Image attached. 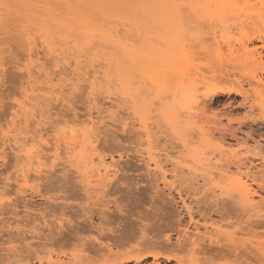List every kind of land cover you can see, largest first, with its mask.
Here are the masks:
<instances>
[{
    "label": "rangeland",
    "instance_id": "374dc122",
    "mask_svg": "<svg viewBox=\"0 0 264 264\" xmlns=\"http://www.w3.org/2000/svg\"><path fill=\"white\" fill-rule=\"evenodd\" d=\"M84 1L0 0V258L2 259L0 264H47L49 258L46 257L50 256L54 263L51 262L55 264L58 258L65 259L63 262H66L69 257L77 253L83 255L84 261L89 258L83 264H101L107 256H104L106 251L97 255L90 248L81 247L87 245L93 236L97 235V231L92 230L87 222L85 223L84 219L87 221V218L83 215V219L81 214L83 208L101 209L103 205L108 204L110 217H106L107 221L112 223L109 225L115 232L119 231L116 234L114 232L115 236L118 233L125 237L133 228L136 230L133 229L132 232L138 233L143 226L141 223L153 225V228L160 226L161 230L159 231V227L157 234L163 236L167 235L170 190L179 201L177 206L179 209L183 206L176 193L179 187L196 189L192 190L191 195L184 194L187 203L195 208H197L194 202L196 198L208 204L222 202L221 205L226 200L240 201V198H237L239 195L236 188L240 185L239 177L242 172L250 174L249 182L259 193L253 197L254 201L264 200V91L262 94L258 93L262 85L253 79L254 74L264 79V72L260 69L259 61H251L250 56L240 50L233 52L229 50L230 44L238 47L240 40L247 38L249 34L264 31V0H214V3L206 8L201 7L202 2L206 0H197L198 2L178 0L184 11L181 8L177 11L181 16L189 18L190 22L186 24L190 28L186 27L188 31L184 29L186 33L183 32L182 41L185 42H176L167 36L171 41L159 39L164 43L149 42L148 39V42H145L146 38L142 39L145 41L138 42V37H142L141 29L146 28L145 23H149L151 19L150 27L154 24L149 11L147 8L144 9L149 0H116L118 4L113 0L115 5L112 0ZM104 1L107 3L104 4ZM193 2L198 3V6ZM137 3L139 7L136 6ZM101 4H104L105 9ZM75 5L79 7L76 9ZM142 5L145 13L139 11ZM130 6L131 9L128 8ZM120 7H127L122 9L124 13H121ZM128 10H133L135 14ZM71 11H73L72 15ZM122 14L126 17L124 18ZM180 15L178 14L179 17ZM142 16L148 20L145 21ZM238 16L242 19L238 20L236 18ZM187 18L184 20L188 21ZM103 19L106 22H103ZM140 23H144L145 28L144 24L141 28L138 27ZM109 29V35L115 33L113 37L118 39L121 36L123 38L119 39L123 41L112 43L113 46L108 44L111 42L106 40L108 39L106 31ZM66 30L70 32L69 35ZM71 31L75 34L79 33L78 36L81 37L71 34ZM93 40L95 43H92ZM210 42L214 47L208 49V43L212 45ZM216 43L223 48H218ZM182 44L186 49L181 46ZM261 44L260 41H253L248 47L252 49ZM176 49L181 50H178L180 53ZM184 49L188 51L187 54ZM109 54L113 56L110 61ZM171 58L176 62L172 63ZM262 59L264 61V57ZM117 60L119 62H115ZM177 60L183 64L179 62V65ZM112 63H115V67ZM171 63L177 64L172 66ZM144 65L147 66V70ZM170 65L171 68H177L174 74H177V71L182 73V69L183 72L185 71L183 74L188 72L189 76L183 75L185 83L177 79L179 83H184V88L178 84H169L172 81L170 79L166 80V84L163 81L161 83L163 78L155 80L154 72L167 74L169 73L167 69L171 70ZM209 65H215L216 68L227 72L225 78L221 79L225 81L220 83L218 81L217 86L221 88L226 86L225 89L241 86L244 91L248 90V93L245 96L221 93L211 98L209 92L211 88L217 86L212 87L209 84L211 83L209 76L211 77L214 72L211 67L208 68ZM178 66L182 69L178 70ZM115 73H121L122 76ZM168 76L169 74L162 77L167 79ZM157 77L161 76L157 75ZM126 79H129V82ZM158 80L164 85L162 88ZM179 87L183 90H179ZM173 94L175 98L177 97L176 100L171 98ZM164 97L167 98V102L166 100L162 102L165 108L161 103ZM246 97L247 100L244 101ZM169 99L170 102L171 99L174 101L172 103L174 110L179 104L180 111L179 109L177 111L181 116L177 115L176 119L182 120L181 125L172 123L175 120H170L175 112L170 109L173 113L171 115L166 107ZM135 104L139 105L138 108ZM160 104L167 115L164 110L162 113L158 112L160 109L157 111ZM190 107L193 109H188ZM70 134H78V139H83L86 147L89 146L88 139L94 138L93 141L98 148L95 154H92V148H89V155L94 157L95 165L100 160L99 155L104 156L106 164L111 165L109 166V170H112L109 173L111 178L104 177L103 167L90 169L96 173L87 175L83 170L70 165V161L74 160L71 154L75 155L85 145L84 143L76 147L75 152L71 151V147L67 148L71 145L67 142L70 139L64 137ZM28 155L32 156V160ZM74 162L77 164V161ZM97 169L100 171L99 175ZM114 171L119 174L113 178ZM23 173H27L25 174L27 182L22 179ZM252 178L255 180L253 181ZM234 190L236 195L233 193ZM56 203L60 204L59 206H66L67 209L65 207L59 209ZM118 209H122V212ZM149 213L151 216L148 215ZM182 213L184 215V209ZM80 214L82 218L78 216ZM106 218L104 220L99 216H92L96 226L99 223H108L105 222ZM195 218L204 222L199 215ZM61 219L64 226L58 230L59 233L63 232L61 234L62 237L64 236L63 239L59 238L57 233ZM185 219L189 220L188 215ZM217 219L220 220V216L213 213L212 219L208 220L216 222ZM82 223L91 229L85 231L84 228L87 227L81 228L82 226L79 225ZM78 225L79 230H77ZM34 227L37 228L36 231L30 233V230H35ZM227 228L232 230L235 226ZM20 231L24 235H21ZM199 231L206 235L216 232L213 227L208 229L200 227ZM37 232L40 234L38 235ZM129 233L131 234L130 231ZM153 234L154 232L151 235ZM56 236L60 239L58 242L57 238H54ZM22 237H26V241H23ZM67 240L70 242L68 243ZM26 242L31 244L30 247ZM81 242L82 244L79 245ZM134 245L135 242L128 243L122 248L119 246L117 251L126 253ZM12 247L18 250L14 255L12 250H8ZM82 248L85 250L82 251ZM154 249L163 252L161 249ZM32 250L38 251L42 260L35 258ZM28 251L30 253H27ZM152 261L153 258H150L143 264Z\"/></svg>",
    "mask_w": 264,
    "mask_h": 264
},
{
    "label": "bare ground",
    "instance_id": "6f19581e",
    "mask_svg": "<svg viewBox=\"0 0 264 264\" xmlns=\"http://www.w3.org/2000/svg\"><path fill=\"white\" fill-rule=\"evenodd\" d=\"M84 1V0H83ZM95 1V0H94ZM103 1V0H102ZM113 1V0H112ZM114 1H116V0H114ZM114 1H113V3H114ZM118 1V0H117ZM117 1H116V3H117ZM136 1H138V0H136ZM143 1V0H142ZM147 1V0H146ZM178 0H149L148 1V3H147V5L144 7L143 5H142V7H140L141 8V10H139V11H144V10H142L143 9V7H144V9H146L147 8V10L149 11V14L152 16V21L154 20V24H153V26L152 27H150L151 26V23H150V20H149V23H145L146 24V28H145V24L144 23H140V24H138L139 26L138 27H140L141 28V25H143L144 24V28H145V30H142L141 29V36L142 37H138V39H139V41L138 42H143V41H145V42H161V40L159 41V39H164L165 41H167V40H170L169 38L167 39V36L168 37H170V38H172V39H174V41H176V42H185V41H182V40H184V39H182V35L184 36V34H183V32L185 31V30H187V28H190V26L188 27L187 26V24H186V22H190L189 21V18H187V20L188 21H186V20H184V19H186L185 17H183V16H181L180 15V13L177 11V10H179L178 8H181L180 7V5L181 4H179V1L177 2ZM190 1H193V0H190ZM195 1H197V0H195ZM194 1V2H195ZM198 1H200V0H198ZM197 1V2H198ZM245 1V0H244ZM249 1V0H248ZM70 2V1H69ZM72 2V1H71ZM82 2V1H81ZM85 2V1H84ZM90 2H92V0H90ZM107 3V1H104V4H106ZM109 2V1H108ZM123 2V1H122ZM122 2H121V4H122ZM132 2V1H131ZM130 2V3H131ZM145 2V1H144ZM193 2V3H194ZM80 2H78V4H79ZM83 3V2H82ZM86 3V2H85ZM88 3V2H87ZM95 3H97L98 4V2H95ZM126 3H127V1H126ZM126 3H125V5H126ZM139 3V2H138ZM138 3L136 4V6L137 7H139L138 6ZM212 3H214V0H206L205 2H202V8H206V7H208V6H210ZM248 3V2H247ZM66 4V3H65ZM96 4V5H97ZM100 4V3H99ZM104 4L102 5L103 7H104ZM118 4V3H117ZM121 4H119V6L121 5ZM128 4V3H127ZM194 4H196L197 6H198V3H194ZM71 5H73V4H71ZM114 5H115V3H114ZM125 5H123V6H125ZM179 5V6H178ZM195 5V6H196ZM78 6V5H77ZM79 6H80V4H79ZM78 6V7H79ZM86 6H87V4H86ZM122 6V5H121ZM134 6V5H133ZM194 6V7H195ZM68 7V6H67ZM78 7H76V5H75V8L77 9ZM90 7V6H89ZM108 7V6H107ZM113 7V6H112ZM116 7V6H115ZM136 7V8H137ZM200 7V8H201ZM81 8H83V7H81ZM99 8V7H98ZM102 8V7H101ZM124 8H127V7H124ZM124 8H121L120 7V10H121V13L123 12L122 11V9L124 10ZM129 9H131L132 8V6H130V7H128ZM135 8V7H134ZM201 8V9H202ZM48 9V8H47ZM70 9V8H69ZM72 9H73V7H72ZM87 9V8H86ZM104 9H105V7H104ZM138 9V8H137ZM182 9V8H181ZM45 10V9H44ZM49 10H51V9H49ZM66 10V12H67V9H65ZM64 10V11H65ZM126 10V9H125ZM183 11H184V9H182ZM181 10V11H182ZM204 10V9H203ZM48 11V10H47ZM74 11H76V10H74ZM85 11V10H84ZM109 11V10H108ZM128 11H133V10H128ZM135 12H136V9L134 10ZM134 11H133V13H134ZM180 11V10H179ZM52 12H53V10H52ZM72 13H70L71 15L73 14V11H71ZM89 12V11H88ZM147 12V11H146ZM46 12H44V14H45ZM54 13V12H53ZM64 13V12H63ZM79 13V12H78ZM108 13V12H107ZM115 13V12H114ZM124 13V12H123ZM144 13H145V11H144ZM144 13H142L143 15H144ZM30 14V13H29ZM50 14V13H49ZM88 14V13H87ZM110 14V13H109ZM126 14V13H125ZM127 14H129L128 16H131V14L130 13H127ZM135 14V13H134ZM138 14V13H137ZM136 14V15H137ZM141 14V13H140ZM178 14L180 15V17L178 16ZM239 14V13H238ZM26 15V14H25ZM47 15H48V13H47ZM52 15V14H51ZM76 15H78V14H76ZM84 15V14H83ZM92 15V14H91ZM95 15V14H94ZM111 15V14H110ZM117 15V14H116ZM123 15V14H122ZM27 16V15H26ZM89 16V15H88ZM112 16V15H111ZM124 16V15H123ZM147 16H148V14H147ZM48 17V16H47ZM77 17H79V16H77ZM81 18H82V16H80ZM114 17V16H113ZM126 17V15L124 16V18ZM135 18H136V16H134ZM133 17V18H134ZM141 17V16H140ZM142 17H144V16H142ZM181 17H183V18H181ZM239 17V16H238ZM238 17H236L238 20H241L242 18H240L241 17V15H240V19L238 18ZM108 18V17H107ZM124 18L122 17L121 18V20H122V22H123V20H124ZM134 18V19H135ZM138 18V17H137ZM145 18V21H147L146 20V17H144ZM226 18V17H225ZM32 19H35V18H32ZM37 19V18H36ZM68 19V18H67ZM78 19V18H77ZM86 19H87V17H86ZM90 19V18H89ZM106 19V18H105ZM105 19H103V22L105 21ZM111 19V18H110ZM119 19V18H118ZM129 19V18H128ZM138 19H140V18H138ZM137 19V20H138ZM142 19V18H141ZM236 19V20H237ZM44 20V19H43ZM71 20V19H70ZM97 20L99 21V19L97 18ZM109 20V19H108ZM112 20V19H111ZM130 20H132L131 18H130ZM66 21V20H65ZM134 21V20H133ZM139 21V20H138ZM223 21H225V20H223ZM235 21V20H234ZM90 22H91V20H90ZM106 22V21H105ZM108 22V21H107ZM127 22V21H126ZM125 22V23H126ZM129 22V21H128ZM141 22V21H140ZM130 23V22H129ZM136 23L137 22H135V25H136ZM73 24V23H72ZM105 24V23H104ZM103 24V25H104ZM134 24V23H133ZM132 24V25H133ZM148 24V25H147ZM88 25V24H87ZM115 25V24H114ZM127 25V24H126ZM70 26V25H69ZM99 27L101 26V25H98ZM105 26V25H104ZM103 26V27H104ZM109 26V25H108ZM150 28H149V27ZM117 27V26H116ZM123 27V26H122ZM134 27V26H133ZM148 27V28H147ZM187 27V28H186ZM91 27H89V29H90ZM105 28H108V27H105ZM110 28H113V27H110ZM136 28H137V26H136ZM119 29H121V28H119ZM133 29V28H132ZM135 29V28H134ZM137 29H139V28H137ZM185 29V30H184ZM67 30H69V29H67ZM67 30H66V32H67ZM103 30H104V28H103ZM65 31V30H64ZM109 31V32H108ZM108 31H106V36H107V38L109 39H106L105 37H103V38H105L107 41H111L110 43L108 42V44H111V46H113L112 45V43L113 44H115L116 42H122V41H120V39L119 38H123V37H119L118 39H117V37H115L117 40H115V38L113 37L114 35H115V33L112 35H109L110 34V29L108 30ZM115 31H117V30H115ZM135 31V30H134ZM145 31V33H143ZM188 31V30H187ZM57 32H58V30H57ZM65 32V33H66ZM69 32V31H68ZM67 32V33H68ZM89 32V31H88ZM93 33H95L96 31H92ZM75 34V32H72L71 31V34ZM87 33V32H86ZM92 33V34H93ZM118 34H120L119 32H117ZM185 33H186V31H185ZM70 34V32L67 34V35H69ZM77 34V37H81V36H78V34L79 33H76ZM75 34V35H76ZM100 36H101V34L100 33H98ZM137 34H139V33H137ZM144 36H143V35ZM94 35V34H93ZM126 35V34H125ZM125 35H124V37H125ZM140 35V34H139ZM102 36H104V35H102ZM118 36V35H117ZM123 36V35H122ZM128 36V35H127ZM133 36V35H132ZM83 37V36H82ZM89 37V36H88ZM97 38V37H96ZM145 39V40H143L142 41V39ZM184 38V37H183ZM90 39H91V37H90ZM128 39V38H127ZM132 39V38H131ZM136 39V38H135ZM147 39H148V41H147ZM158 39V40H157ZM246 39V40H245ZM245 39H242V40H240V42H239V46L238 47H236L235 45H233V44H230L229 45V50L231 51V52H233V51H236V50H240V51H242V53L243 54H246V55H248V56H250V59H251V61H253V62H256V61H259L258 63H260L261 64V71L262 72H264V63H262V61H263V57H264V31H259V32H253V33H251V34H249L248 35V37L247 38H245ZM92 40V39H91ZM134 40V39H133ZM152 40H155V41H152ZM171 41V40H170ZM253 41H260V42H262V44L260 45V46H255V47H253L252 49H250L248 46V44L249 43H252ZM124 42H126V41H124ZM127 42H129V41H127ZM92 43H95L94 42V40H93V42ZM91 43V44H92ZM161 43H164V42H161ZM173 43V42H172ZM210 43H212V42H210ZM215 43V42H214ZM218 44H219V42H217ZM216 43V45H217V47L220 45H218ZM80 44V43H79ZM88 44V43H87ZM98 44V43H97ZM206 44V43H205ZM229 44V43H228ZM100 45V44H99ZM98 45V46H99ZM104 45V44H103ZM103 45H101V48H103L102 46ZM117 45H118V43H117ZM210 44L208 43V49L211 47V46H213V43H212V45H210ZM222 45V44H221ZM105 46V45H104ZM119 46V45H118ZM181 46H183V44L181 45ZM186 46V45H185ZM206 47H205V49H207V44L205 45ZM94 47V46H93ZM92 47V48H93ZM120 47V46H119ZM184 47V46H183ZM214 47V46H213ZM228 47V46H227ZM226 47V48H227ZM90 48H91V45H90ZM105 48V47H104ZM111 48V47H110ZM115 48V47H114ZM177 48V47H176ZM185 48V47H184ZM218 48H223V47H218ZM89 49V48H88ZM107 49H109V46L107 47ZM113 49V48H112ZM117 49V48H116ZM186 49V48H185ZM184 49V50H185ZM117 50H119V48L117 49ZM173 50V49H172ZM171 50V52H173ZM179 50V49H178ZM177 49H176V51L177 52H179V51H181V50H179L178 51ZM105 51H106V49H105ZM113 51V50H112ZM186 51V50H185ZM110 52V51H109ZM114 52V51H113ZM118 52V51H117ZM151 52H153V51H151ZM156 52H157V50H156ZM155 52V53H156ZM177 52H173V53H177ZM187 52L188 51H186L185 53L187 54ZM148 53H149V51H148ZM180 53V52H179ZM90 54V53H89ZM104 54V53H103ZM105 54H106V52H105ZM108 54V53H107ZM113 54V53H112ZM112 54H109L111 57H110V59H109V61L113 58V56H112ZM117 55H118V53H116ZM139 54V53H138ZM157 54V53H156ZM160 54V53H159ZM176 55V54H175ZM177 55H178V53H177ZM176 55V56H177ZM91 56V55H90ZM116 56V55H115ZM159 56V55H158ZM247 56V57H248ZM178 57V56H177ZM180 57V56H179ZM102 58V57H101ZM109 58V57H108ZM115 58V57H114ZM119 58V57H118ZM175 58V57H174ZM173 58V59H174ZM249 58V57H248ZM121 59V58H120ZM124 59V58H123ZM177 59H179V58H177ZM103 60V59H102ZM105 60V59H104ZM171 60H172V58H171ZM179 60H181V59H179ZM90 61V60H89ZM113 62H114V60H112ZM130 61H131V59H130ZM115 62H119L118 60L117 61H115ZM170 62V61H169ZM168 62V63H169ZM174 62H176L175 60H172V63H174ZM177 62H178V60H177ZM180 62V61H179ZM179 62H178V64H179ZM264 62V61H263ZM136 63V62H135ZM171 63V65L173 66V65H176L177 63H175V64H172ZM181 63V62H180ZM107 64V63H106ZM113 65H114V67H115V63H112ZM122 64V63H121ZM120 64V65H121ZM126 64V63H125ZM130 64V63H129ZM128 64V65H129ZM181 64H183V63H181ZM118 65V64H117ZM127 65V64H126ZM141 65V64H140ZM170 65V71H169V69H167L168 70V72L169 73H167V74H169V76L170 75H173V76H168V78L166 79V77H162V76H166L167 74L165 73H163L162 72V70H159V71H161L162 72V74L163 75H161L160 74V72L158 73V72H154V78L156 77V79L155 80H157V79H160L161 80V78H163L162 80H161V83H162V81H163V83H165L166 84V80H169L170 79V81L172 80H174L173 82L171 81L169 84H174V85H176V84H178V86H183V84L185 83V81L183 80V78H185V76L187 75V76H189L187 73H185V74H183L184 72H183V69L181 68V67H179L178 66V70H180V68L182 69V73H181V71L180 72H178L177 71V74H174L173 72L175 71V69H177V68H171L172 66ZM180 65V64H179ZM186 65H187V63H186ZM133 66V65H132ZM134 66H137V64H134ZM150 65H148V67H149ZM169 66V65H168ZM120 67V66H119ZM138 67V66H137ZM141 67H143L142 65H141ZM144 67H145V69H146V65H144ZM175 67V66H174ZM212 68L213 69V75L210 77L209 76V78H210V81H211V83H209L210 84V86H212V87H216L217 86V84H218V81H219V83L220 82H223V81H225V80H221L223 77L225 78V75H226V73L227 72H224L223 70H220L219 68H216L215 67V65L213 66V65H209V67L208 68ZM125 68H127V67H125ZM135 68V67H134ZM151 68H152V66H151ZM117 69V68H116ZM131 69V68H130ZM137 69V68H136ZM148 69H150V68H148ZM118 70V69H117ZM120 70H122V69H120ZM142 70V69H141ZM147 70V69H146ZM186 70V69H185ZM210 70V69H209ZM116 71V70H115ZM119 71V70H118ZM117 71V72H118ZM156 71H158V69H156ZM166 71V70H165ZM220 71V72H219ZM149 72V71H148ZM129 72H127V74H128ZM179 73V74H178ZM115 74H121V73H115ZM160 75L161 77L159 78V77H157V75ZM107 75V74H106ZM117 75V76H118ZM129 75V74H128ZM132 75V74H131ZM150 75H152V74H150ZM183 75H185V76H183ZM116 76V77H117ZM120 76V75H119ZM121 76H122V74H121ZM132 77V76H131ZM171 77H172V79H171ZM227 77V76H226ZM153 78V77H152ZM205 78H206V76H205ZM110 79V78H109ZM118 79V78H117ZM180 79V81L182 82H184L183 84L182 83H179V81L178 80ZM253 79H255L257 82H258V84L259 85H262V89L261 90H259L258 91V93L259 94H262L263 93V91H264V79L261 77V76H258V74H254L253 75ZM116 80V79H115ZM129 80V79H128ZM127 79H126V81H128ZM178 82V83H174V82H176V81ZM221 80V81H220ZM227 80V79H226ZM132 81H133V79H132ZM129 82V81H128ZM217 82V83H216ZM227 82V81H226ZM160 82H159V80H158V84H159ZM159 84L160 86H161V88H162V86H164V85H162V84ZM167 83H168V81H167ZM225 83V82H224ZM223 83V84H224ZM157 84V83H156ZM180 84H182V85H180ZM216 84V85H215ZM173 85V87H176V86H174ZM257 85V84H256ZM111 86H113V85H111ZM111 86H109V88L111 87ZM129 85H127V87H128ZM158 86V85H157ZM159 86V87H160ZM167 86V85H166ZM168 86H171V85H168ZM117 87V86H116ZM126 86H124V88H125ZM172 87V86H171ZM179 87V90L180 89H182V88H180ZM226 87V86H225ZM225 87L224 88H221L219 85L217 86V88H211L212 90L209 92V96L212 98V97H216V96H219L221 93H236V94H239V95H246L248 92V90H246V91H244V89H243V87H232V88H227V89H225ZM114 88V87H113ZM165 88H167V87H165ZM169 88V87H168ZM183 88H184V86H183ZM261 88V87H260ZM118 89V88H117ZM128 89V88H127ZM163 89H164V87H163ZM174 89V88H173ZM108 90V89H107ZM165 90V89H164ZM172 90V89H171ZM174 90H176V89H174ZM183 90V89H182ZM210 90V89H209ZM120 91V90H119ZM139 91V90H138ZM158 91V90H157ZM162 91V90H161ZM176 91H178V89L176 90ZM180 92V91H179ZM208 92V91H207ZM124 93V92H123ZM128 93H129V90H128ZM131 93V92H130ZM133 93V92H132ZM256 93V92H255ZM257 93V94H258ZM142 94V93H141ZM158 94V93H157ZM123 95V94H122ZM160 95V94H159ZM165 95V94H164ZM164 95H162V96H164ZM175 95H176V92H175ZM175 95L173 94V97H171V98H174V100H176V98H175ZM206 95H208V93H206ZM128 96V95H127ZM140 96V95H139ZM157 97H158V95H156ZM161 96V95H160ZM171 96H172V94H171ZM177 96V95H176ZM143 97V96H142ZM166 97V96H165ZM164 97V98H165ZM161 98V97H160ZM143 99V98H142ZM149 99V98H148ZM128 100H129V98H128ZM137 100V99H136ZM146 100V99H145ZM165 100H166V102H167V98H165L164 100H162L161 101V103L162 102H165ZM247 100V97L244 99V101H246ZM180 101V100H179ZM112 102V101H111ZM169 103H168V106L166 105V107H168V109L170 110V109H172L175 113H174V117L173 116H171V121H174V122H172V123H182V120L180 119V120H178V119H176V117H177V115H179V113H178V111H180V109H179V104H178V107H177V109L176 110H174V106L172 107V103H174V101L171 99V102H170V99H169V101H168ZM176 102V101H175ZM177 102H178V100H177ZM182 103V102H181ZM185 103V102H184ZM165 104V103H164ZM137 104H135V106H136ZM162 105H163V103H162ZM169 105H171L170 107H169ZM175 105H177L176 103H175ZM183 105V104H182ZM191 105V104H190ZM138 106L139 105H137V108H138ZM165 105H163V107H164ZM27 107V106H26ZM162 108V106H161V104H160V106L158 107V109H157V107H156V109H157V111L160 109V111H158V112H163V110H164V112H166L165 111V107L164 108ZM172 107V108H171ZM183 107V106H182ZM181 108V107H180ZM155 109V110H156ZM179 109V110H178ZM188 109H193V108H188ZM187 109V110H188ZM135 110H137V109H135ZM168 110V111H169ZM172 110H170L169 112H170V114L171 115H173V113H172ZM178 110V111H177ZM183 110V109H182ZM139 111V110H138ZM154 111V110H153ZM177 111V112H176ZM185 111V110H184ZM190 112V111H189ZM177 113V114H176ZM184 113V112H183ZM166 115H167V112L165 113ZM185 114V113H184ZM169 115V114H168ZM141 116V115H140ZM162 116H163V114H162ZM165 116V115H164ZM179 116H181V115H179ZM179 116H178V118H179ZM169 117H170V115H169ZM172 118H175V119H173L172 120ZM181 118V117H180ZM169 119V118H168ZM178 121V122H177ZM180 121V122H179ZM185 121V120H184ZM183 121V122H184ZM186 122V121H185ZM170 124V123H169ZM177 126H178V124H176ZM181 125V124H180ZM178 128H180V127H178ZM183 129V128H182ZM182 131V130H181ZM90 131H88V133H89ZM92 132V131H91ZM151 132V131H150ZM86 133H87V130H86ZM150 135V134H149ZM89 136V135H88ZM87 136V137H88ZM62 137V136H61ZM65 138H69L70 140L69 141H67L69 144H71L69 147H67V148H70L71 147V151H74L75 152V150H76V147H78L79 145H84V143L85 142H83L84 140L83 139H78V134H70L69 136H64ZM82 137V136H81ZM83 137H85V135L83 136ZM94 139V138H93ZM93 139H92V137H90L89 139H88V143H89V146L88 147H86V143H85V145L82 147L83 149L81 150V151H78V152H76L75 153V155H74V153L73 154H71V155H73V158H74V160L75 161H77V164H76V162H74V160L73 161H70V165L72 166H76V168L78 169V170H83L84 171V174H89V175H92V174H94V173H96V172H93L92 170H90V169H96V168H100V167H103L104 168V173L103 174H105L104 175V177L106 178V179H108V178H111L110 177V172L112 171V170H109L110 168H109V166H111V165H107L106 164V162H105V158H103L102 157V155H99V162H98V164H93L94 163V157H92L91 155H89V152H88V150H89V148H92V154L95 152V151H97V146L95 145V141H93ZM83 140V141H82ZM87 140V139H86ZM65 141H66V139H65ZM55 144V143H54ZM62 144V143H61ZM67 144V143H66ZM65 144V145H66ZM57 145V144H56ZM258 148V147H257ZM66 150V149H65ZM254 150V149H253ZM257 150V149H256ZM69 151V150H68ZM252 151V150H251ZM250 151V152H251ZM91 152V151H90ZM58 153V152H57ZM102 153V152H101ZM59 154V153H58ZM95 154V153H94ZM99 154V153H98ZM32 155V154H31ZM31 155H28L29 157H30V159L32 160V156ZM68 155H69V152H68ZM97 155V154H96ZM153 156V155H152ZM26 157V156H25ZM72 157V156H71ZM98 157V156H97ZM45 160V159H44ZM58 160V159H57ZM98 160V159H97ZM113 161V160H112ZM111 161V162H112ZM76 164V165H74V163ZM118 162V161H117ZM71 163H73V164H71ZM92 163V164H91ZM110 163V162H109ZM90 164H91V166H90ZM26 165V164H25ZM107 165V166H106ZM115 165V164H114ZM39 166V165H38ZM116 166H118L117 165V163H116ZM53 167V166H52ZM190 167H192V166H190ZM155 168H158V167H155ZM23 169V168H22ZM97 169V170H98ZM118 170H119V168H118ZM39 171V170H38ZM77 171V170H76ZM99 170H98V175H99ZM103 172V171H102ZM241 172V171H240ZM78 173H80L79 171H78ZM77 173V174H78ZM91 173V174H90ZM25 174H27V173H25ZM24 173H23V178L22 179H24L23 181H26L27 182V176L25 175ZM34 174H36V173H34ZM39 174V173H38ZM119 173L117 172V171H114V172H112V176H113V178L115 177V176H117ZM176 174V173H175ZM102 175V174H101ZM164 176H165V174H163ZM241 176L239 177V181H240V185H239V187H237L236 189V192H237V195H239L237 198H240V201H232V202H230V201H225V203H223L222 205H221V203L219 204V203H213L212 201V203H210V204H208L206 201L204 202V200L203 201H201L200 199H197L196 198V200H194V202H195V204L197 205V208H195L194 206H192V205H190V204H188L187 203V201H186V198H185V195L184 194H187V195H191L193 192H192V190L193 191H195L196 189L195 188H192V189H184L183 187L181 188V187H179V189H177L175 186V188L177 189L176 190V193L178 194V198H180V202H182V209H179L177 206H178V203H179V201L178 200H176L175 199V196H174V193L172 192V190H170V192H169V201H168V204H169V208H167V235H159V234H157L158 233V228L160 227H157V228H153L154 226L153 225H148V224H144V223H141V224H143V226H142V228L140 229V231H138V233L140 232V234L138 235V233H135V231L134 232H132V230L134 229H131V230H129L130 232H131V234L129 233V231H128V233H127V236L125 235V237H122L121 235H118V233H117V235L119 236H115L114 235V228L113 227H110V225L109 224H112V223H110V222H108L107 221V218L106 217H110V216H108L109 215V210H110V208H109V206H108V204H105V205H103L104 207L103 208H101V209H90V210H86L85 208H83L82 210L83 211H81V214H82V217H83V215H84V217L86 216V218H87V221H86V219H84V217H83V219H84V221H85V223L87 222V224H88V226H90L91 228H92V230H96L97 232V235H94L95 234V231L93 232L94 234V236H93V238L89 241V238H88V241H86V242H88L87 243V245H88V247H87V245L85 246V245H81V247L83 246V247H85V249L86 248H90L92 251H93V253L95 252V254H99V253H102L103 251H106L105 253L106 254H104V256L105 255H107L105 258H104V260L102 261V263L101 264H129V263H131V262H134L135 264H143L144 262H148V260L150 259V258H153V261L152 262H150L149 264H264V200L263 201H254V198L253 197H255L256 195H259V193L257 192V190L253 187V185H252V183L251 182H249V179H251V176H250V174L249 173H242L241 172V174H240ZM22 176V175H21ZM32 176V175H31ZM85 176V175H84ZM94 176V175H93ZM38 177V176H37ZM38 179H39V177H38ZM164 179V178H163ZM253 179V178H252ZM255 179H253V181H254ZM252 181V182H253ZM110 182V181H109ZM30 183V182H29ZM112 183V182H111ZM182 186V185H181ZM107 187V186H106ZM175 188H173V189H175ZM67 189V188H66ZM171 189V188H170ZM202 190V189H201ZM207 190V189H206ZM206 190L204 191V192H206ZM209 190V189H208ZM213 190V189H212ZM210 191V190H209ZM200 192V191H199ZM40 193V192H39ZM70 193V192H69ZM103 193V192H102ZM101 193V194H102ZM231 193V192H230ZM234 194H235V190H234V192H233ZM233 193H231V195L233 194ZM99 194V193H98ZM100 194V195H101ZM105 194V193H104ZM103 194V195H104ZM204 194V193H203ZM209 194H211V192H209ZM209 194H207V195H209ZM213 194V193H212ZM233 194V195H234ZM230 194H229V196H231ZM236 195V194H235ZM234 195V196H235ZM66 196V195H65ZM68 196V195H67ZM193 196V195H192ZM214 196V195H213ZM233 196V197H234ZM60 197V196H59ZM232 197V196H231ZM64 198V197H63ZM236 198V197H235ZM76 199V198H75ZM55 200V199H54ZM54 200H53V202H54ZM55 201H57V199L55 200ZM217 201V200H216ZM51 202V201H50ZM100 202V201H99ZM101 202H103V201H101ZM52 203V202H51ZM108 203V202H107ZM53 204V203H52ZM52 204H51V206H52ZM61 204H64V203H61ZM3 205V204H2ZM56 205H57V203H56ZM60 205V204H59ZM59 205H57V206H59ZM65 205H67V204H65ZM69 205V204H68ZM55 206V205H54ZM57 206H56V208H57ZM77 206V205H76ZM60 208L59 209H64V207L66 208V206H59ZM63 207V208H62ZM119 207V206H118ZM154 207V206H153ZM46 208H48V207H45V209ZM68 208H69V206H68ZM77 208V207H76ZM157 208H158V206H157ZM159 208H160V206H159ZM53 209V208H52ZM67 209V208H66ZM184 209V211H185V213H184V215H183V213H182V210ZM54 210V209H53ZM154 210V209H153ZM156 210H158V209H156ZM64 210H62V212H63ZM118 211H121L122 212V209H118ZM59 212H61V211H59ZM117 212V211H116ZM152 212V211H151ZM150 212V213H151ZM155 212V211H154ZM16 213V212H15ZM64 213H66V211L64 212ZM64 213L62 214V215H64ZM79 213V212H78ZM148 214V215H150L151 216V214ZM182 213V214H181ZM217 214V215H219L220 216V220H218L217 219V221L215 222V221H209L210 219H212V214ZM32 214V213H31ZM43 214V213H42ZM81 214L80 215H78V216H80L81 217ZM112 214V213H111ZM118 213H116V215H117ZM52 215V214H51ZM55 215V214H54ZM93 215H95V216H99L100 218H104V220H105V218H106V221L105 222H108V223H99V225L97 224V226H96V224L93 222V220H92V216ZM120 215V214H119ZM152 215H153V212H152ZM188 215V217H189V220L188 221H186V219H185V216H187ZM196 215H199V216H201V218H203V220H204V222H200L199 220H197L196 218H195V216ZM118 216V215H117ZM158 216H159V212H158ZM46 217V215L44 216V218ZM81 217V218H82ZM119 217V216H118ZM155 217V216H154ZM153 217V218H154ZM162 217V216H161ZM160 217V218H161ZM43 218V217H42ZM153 218H152V220H153ZM40 219V218H39ZM63 219V218H62ZM61 219V221L62 222H60L57 226L59 227H57V226H55V227H57V233L59 234V235H61V234H63V232L62 233H59V230L58 229H61L64 225H63V220ZM209 219V220H208ZM45 220V219H44ZM82 220V219H81ZM109 220V219H108ZM138 220V219H137ZM216 220V219H215ZM83 221V220H82ZM83 221V222H84ZM144 221V220H143ZM156 221V220H155ZM159 221V220H158ZM162 221V220H161ZM40 222V221H39ZM81 221H79V223H80ZM102 222H104V221H102ZM154 222V221H153ZM85 223H82V225L81 224H79L80 226H82L81 228H83V227H87V225L85 226ZM35 224V223H34ZM39 224H41V223H39ZM133 223L131 222V225H132ZM138 224H139V222H138ZM140 224V225H141ZM155 224V223H154ZM49 225V224H48ZM75 225V224H74ZM77 225V224H76ZM78 225V228H77V230H79V226ZM84 225V226H83ZM135 225H137L136 223H135ZM54 226V225H53ZM134 226V225H133ZM230 226H235V228L234 229H232V230H229L227 227H230ZM77 227V226H76ZM130 227H132V226H130ZM151 227H152V229H151ZM192 227L195 229H192ZM200 227H204L205 229H208V228H210V227H213V229H215V233H213L212 234V232L210 233V234H212V235H206V234H203V233H201L200 231H199V228ZM19 228V227H18ZM91 228H84L85 229V231H87L88 232V230L87 229H91ZM129 228V227H128ZM34 229H35V227H34ZM37 229V228H36ZM36 229L34 230V231H31L30 230V233H34L35 231H36ZM83 229V230H84ZM10 230V229H9ZM28 230V229H27ZM50 230V229H49ZM63 230V229H62ZM62 230H60V231H62ZM74 230V229H73ZM134 230H136V229H134ZM138 230V229H137ZM149 230H150V232H149ZM161 230V227L159 228V231ZM2 231H4V230H2ZM13 231V230H12ZM84 231V232H85ZM118 230H116V232H117ZM124 231H127V230H124ZM154 232V234L153 235H151L152 234V232ZM157 231V232H156ZM205 231V230H204ZM21 232V231H20ZM76 232V231H75ZM74 232V233H75ZM79 232V231H78ZM92 232V231H91ZM116 232H115V234H116ZM119 232V231H118ZM4 233H6V232H4ZM19 233V232H18ZM18 233H17V235H18ZM27 233H29V232H27ZM38 233V235L40 234L39 232H37ZM70 233V232H69ZM160 233V232H159ZM208 233V232H207ZM9 234H11V233H8V235ZM20 234V233H19ZM24 235V233H22L21 232V235ZM25 234H26V231H25ZM50 234V233H49ZM90 234H92V233H90ZM120 234V233H119ZM136 234L138 235V236H136ZM161 234V233H160ZM27 235V234H26ZM30 236L32 235V234H29ZM34 235H36L37 236V234H34ZM47 235V234H46ZM57 235V234H56ZM58 235V237L59 238H61L62 237V235L61 236H59ZM70 235V234H69ZM68 235V236H69ZM73 235V234H72ZM124 235V234H123ZM29 236V237H30ZM49 236H51V235H49ZM54 236V235H53ZM53 236H52V239H53ZM87 236V235H86ZM91 236V237H92ZM12 237H14V236H12ZM48 236H46V238H47ZM57 236L56 237H54V238H57V242H58V240H60L59 238H58ZM64 237V236H63ZM63 237H62V239H63ZM77 237V236H76ZM80 237V239H81V236H79ZM113 237H114V241H113ZM118 237V238H117ZM120 237H122V238H120ZM23 238V241H26V237H22ZM28 238V237H27ZM37 238H39V236H37ZM50 238V237H49ZM65 238H66V236H65ZM85 238V237H84ZM10 239V238H9ZM77 239V238H76ZM103 239H105V240H103ZM49 240H51V239H49ZM54 240V239H53ZM56 240V239H55ZM54 240V241H55ZM78 240V239H77ZM86 240V239H85ZM84 239H83V241H85ZM106 240H107V243H105L106 242ZM68 241V243L70 242L69 240H67ZM82 241V240H81ZM113 241V243H111ZM64 242V241H63ZM72 242V241H71ZM79 242H80V240H79ZM133 242H135V245L132 247V248H130L126 253H119V250L117 251V249H118V247L120 246V248H122L123 246H125L126 244L128 245V243H133ZM21 243H22V239H21ZM23 243H25V242H23ZM33 243V242H32ZM85 243V242H84ZM39 244V243H38ZM45 244V243H44ZM43 244V245H44ZM61 244H62V242H61ZM65 244V243H64ZM80 244H82V242L81 243H79V245ZM26 245L27 246H29L30 247V243L29 242H26ZM25 245V247H27ZM48 245H50V244H48ZM133 244H131V246H132ZM17 247V246H16ZM29 247H27V248H29ZM43 247V246H42ZM45 248V247H44ZM153 248H158V249H161V250H163V252H157V251H155V249L153 250ZM32 249V248H31ZM83 250L82 251H84L85 249L84 248H82ZM116 249V250H115ZM8 250L10 251V250H12L14 253H12L13 255L15 254V253H17L18 252V250L17 249H15L14 250V248L12 247V248H8ZM16 250H17V252H16ZM35 250V249H34ZM79 250V249H78ZM87 250H89V249H87ZM90 250V251H91ZM11 251V252H12ZM33 251V250H32ZM32 251H31V254H32ZM79 251H81V249L79 250ZM91 251V252H92ZM20 252V251H19ZM34 253L33 254H35V258H39V260H42L41 258L42 257H40V253H38V251H33ZM36 252V253H35ZM27 253H30V251H28ZM72 254H74V253H72ZM29 255V254H28ZM21 256V255H20ZM26 256V255H25ZM25 256H23V257H25ZM49 256V255H48ZM67 256V255H66ZM83 255H81V254H74V255H72L71 257H67L68 258V260L66 261V262H63V260L65 261V259H63V260H60L59 258H58V261H56L55 262V264H83L85 261L87 262V260L89 259H87L86 257V259L87 260H83L84 259V257H82ZM103 256V255H102ZM2 257V256H1ZM46 258H49V259H47V261H48V263L47 264H53L54 262H53V260H52V257L50 256V257H46ZM61 258V257H60ZM1 259V258H0ZM25 259V258H24ZM54 259V258H53ZM2 260V259H1ZM20 261V260H19ZM53 263H52V262ZM14 263V262H13Z\"/></svg>",
    "mask_w": 264,
    "mask_h": 264
}]
</instances>
